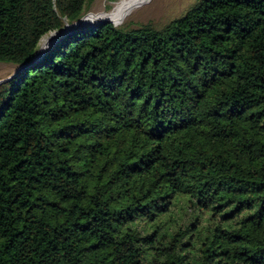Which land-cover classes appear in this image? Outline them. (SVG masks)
I'll list each match as a JSON object with an SVG mask.
<instances>
[{
    "label": "trees",
    "instance_id": "obj_1",
    "mask_svg": "<svg viewBox=\"0 0 264 264\" xmlns=\"http://www.w3.org/2000/svg\"><path fill=\"white\" fill-rule=\"evenodd\" d=\"M92 3L0 0V264H264V0Z\"/></svg>",
    "mask_w": 264,
    "mask_h": 264
},
{
    "label": "rangeland",
    "instance_id": "obj_2",
    "mask_svg": "<svg viewBox=\"0 0 264 264\" xmlns=\"http://www.w3.org/2000/svg\"><path fill=\"white\" fill-rule=\"evenodd\" d=\"M120 1L122 0H93L90 10L84 15L85 17H89L90 15V20L81 21V24L78 25H89L103 21L101 19L93 20V18L104 11H111ZM196 1L197 0H145L143 3L131 8L117 23H113L115 25L130 24L131 27H136L140 24L150 22L153 25L160 26L167 20L183 13ZM55 39L50 40L42 50L44 51ZM42 50L40 52H42ZM14 68L15 67L10 63L0 62V80L11 74Z\"/></svg>",
    "mask_w": 264,
    "mask_h": 264
},
{
    "label": "bare ground",
    "instance_id": "obj_3",
    "mask_svg": "<svg viewBox=\"0 0 264 264\" xmlns=\"http://www.w3.org/2000/svg\"><path fill=\"white\" fill-rule=\"evenodd\" d=\"M144 1L145 0H122L111 11H108V12L104 11L101 14L99 13L98 15H96V17L94 16L95 18H93V20H97V19H101L103 21L110 20V21H113L114 23H117L131 8L143 3ZM89 17L91 16L89 15ZM89 17L84 16L80 20V22L90 20ZM80 22L78 24H81ZM59 36H60V33H56L51 38L46 40L41 50L49 43L50 40L58 38Z\"/></svg>",
    "mask_w": 264,
    "mask_h": 264
},
{
    "label": "water",
    "instance_id": "obj_4",
    "mask_svg": "<svg viewBox=\"0 0 264 264\" xmlns=\"http://www.w3.org/2000/svg\"><path fill=\"white\" fill-rule=\"evenodd\" d=\"M83 17H84V16H83ZM83 17H82V18H83ZM82 18H80L78 21H76V22H74V23H72V24H66V25H65L60 31H58L57 33H60V35H61L65 30H67V28L78 25V23L80 22V20H81ZM105 22H112V23H113V21H110V20H105ZM38 52H40V47H39V49H38ZM2 80H3V79H2ZM2 80H0V82H1Z\"/></svg>",
    "mask_w": 264,
    "mask_h": 264
}]
</instances>
